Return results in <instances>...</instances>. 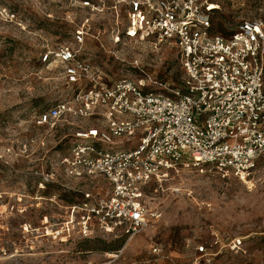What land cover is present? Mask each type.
I'll list each match as a JSON object with an SVG mask.
<instances>
[{
	"label": "built area",
	"instance_id": "built-area-1",
	"mask_svg": "<svg viewBox=\"0 0 264 264\" xmlns=\"http://www.w3.org/2000/svg\"><path fill=\"white\" fill-rule=\"evenodd\" d=\"M119 3L127 5V21L113 45L121 38L148 39L156 47L170 44L178 50L182 72L171 83L135 58L131 74L136 75L110 81L83 55L85 24L76 30L77 46L60 44L43 55V61L60 62L73 91L39 113L36 123L58 126L69 117L94 122L72 129L69 152L62 159L65 180L52 173L41 183L42 189L55 184L74 196L71 201L58 194L51 197L55 203L60 200L61 210L55 220L51 217L53 226L45 234L62 241L131 240L155 221L148 192L152 182L186 169L209 168L251 187L264 152V20L242 19L223 32L214 0ZM114 7L117 12L118 5ZM101 48L126 60L104 43ZM80 182L87 188L77 186ZM43 223L51 224L48 216ZM241 244L237 240L234 247ZM124 251H114L99 264H118ZM149 252L141 263L169 259L160 244ZM216 254L197 245L188 264H213Z\"/></svg>",
	"mask_w": 264,
	"mask_h": 264
},
{
	"label": "rangeland",
	"instance_id": "rangeland-1",
	"mask_svg": "<svg viewBox=\"0 0 264 264\" xmlns=\"http://www.w3.org/2000/svg\"><path fill=\"white\" fill-rule=\"evenodd\" d=\"M0 0V264H99L125 248L119 264L150 257L154 244L169 259L162 264H188L197 245L217 254L213 264H264V152L251 187L221 177L209 168L182 170L148 188L155 221L128 238L47 236L60 213V187L45 185L54 173L65 180L62 159L69 152L72 129L90 126V119L69 117L58 126L38 125L36 117L70 96L59 61H43L60 44L77 46L76 30L86 25L83 55L110 81L135 72V58L155 76L176 83L182 68L178 50L170 44L154 46L116 34L126 24V3L120 0ZM220 6L218 24L236 26L246 18L264 20V0H214ZM115 5H118L116 12ZM119 13V14H118ZM126 59L120 61L101 48ZM108 147V146H107ZM77 183V182H75ZM87 188L85 182L77 184ZM73 195L65 196L71 201ZM48 216L49 223H43ZM242 244L234 247V242Z\"/></svg>",
	"mask_w": 264,
	"mask_h": 264
},
{
	"label": "trees",
	"instance_id": "trees-1",
	"mask_svg": "<svg viewBox=\"0 0 264 264\" xmlns=\"http://www.w3.org/2000/svg\"><path fill=\"white\" fill-rule=\"evenodd\" d=\"M218 16H219V14H218ZM218 16H217V21H218ZM219 23V22H218ZM219 25V27H220V30L221 31H223V32H227L228 30H229V27L231 26L230 24H225V26H224V28L222 27V25L221 24H218ZM181 75V74H180ZM179 79V78H178ZM178 79L176 80V81H178ZM47 186H54V187H57V185H55V184H47ZM46 188V187H45ZM44 188V189H45ZM64 198H65V196H69V194L68 193H65L64 195H62ZM120 238H126V236H120V237H117V238H114V239H120ZM88 239H90V238H88Z\"/></svg>",
	"mask_w": 264,
	"mask_h": 264
},
{
	"label": "crops",
	"instance_id": "crops-1",
	"mask_svg": "<svg viewBox=\"0 0 264 264\" xmlns=\"http://www.w3.org/2000/svg\"><path fill=\"white\" fill-rule=\"evenodd\" d=\"M163 260H165V259H161V260L159 261V264H162ZM141 261H142V260H140V261H134V262H131V263H128V264H144V263H141ZM119 264H120V263H119Z\"/></svg>",
	"mask_w": 264,
	"mask_h": 264
}]
</instances>
